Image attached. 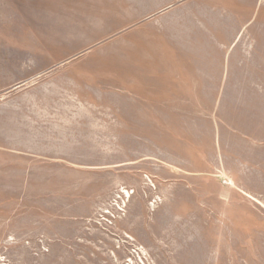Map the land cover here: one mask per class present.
I'll return each mask as SVG.
<instances>
[{"label": "rangeland", "instance_id": "1", "mask_svg": "<svg viewBox=\"0 0 264 264\" xmlns=\"http://www.w3.org/2000/svg\"><path fill=\"white\" fill-rule=\"evenodd\" d=\"M241 126L264 0H0V264H264L263 207L192 197Z\"/></svg>", "mask_w": 264, "mask_h": 264}, {"label": "crops", "instance_id": "2", "mask_svg": "<svg viewBox=\"0 0 264 264\" xmlns=\"http://www.w3.org/2000/svg\"><path fill=\"white\" fill-rule=\"evenodd\" d=\"M239 130L241 136L238 139L236 166L232 159L235 155L228 158L223 154L220 155L222 160L217 161L214 166L207 162V167L201 169L204 174H200L198 166V168L192 166V170L195 169L196 172H191L193 182H197V186L194 185L191 190L198 214L202 211L219 219L218 224L223 227H229L232 221H228V218L231 217L242 219L238 221L239 226L245 227L247 211L250 209L246 202L251 204L253 200L264 201V164L260 158V155H264V134L258 133L257 128L247 129L241 126ZM217 142L219 144V135ZM211 170L218 173L214 176L216 179L208 178ZM199 175L206 177L199 179ZM200 203H204L203 209L198 207ZM236 210L237 216L233 214ZM251 215L253 214L249 211L248 216Z\"/></svg>", "mask_w": 264, "mask_h": 264}, {"label": "bare ground", "instance_id": "3", "mask_svg": "<svg viewBox=\"0 0 264 264\" xmlns=\"http://www.w3.org/2000/svg\"><path fill=\"white\" fill-rule=\"evenodd\" d=\"M255 203H257V205H259V206H261V207H263L264 208V206L260 203V202H258V201H256V200H253Z\"/></svg>", "mask_w": 264, "mask_h": 264}]
</instances>
